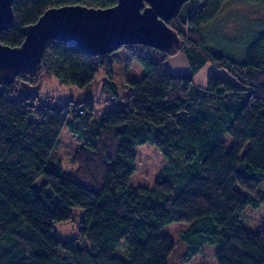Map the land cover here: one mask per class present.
Here are the masks:
<instances>
[{
  "label": "trees",
  "instance_id": "trees-1",
  "mask_svg": "<svg viewBox=\"0 0 264 264\" xmlns=\"http://www.w3.org/2000/svg\"><path fill=\"white\" fill-rule=\"evenodd\" d=\"M200 1H185L166 20L180 37L171 52L123 45L143 74L99 117L92 98L40 101L20 88L51 78L82 87L102 70L101 89L112 92L105 100L115 99L107 53L48 39L35 67L0 84V264H186L206 243L215 244L217 264H264V224L252 232L240 218L249 205L264 220V11L234 59L208 48L203 35L226 0ZM248 1L264 10V0ZM116 2L12 0L0 42L18 46L23 27L48 7ZM178 52L190 70L171 74L163 62ZM207 63L215 70L200 85L194 75ZM63 127L79 140L72 177L61 174L60 159L51 162ZM144 143L165 159L149 187L130 182ZM73 207L83 208L78 235L59 239L54 223ZM174 221L190 222L175 242L160 232ZM119 243L127 258L113 254Z\"/></svg>",
  "mask_w": 264,
  "mask_h": 264
},
{
  "label": "rangeland",
  "instance_id": "rangeland-1",
  "mask_svg": "<svg viewBox=\"0 0 264 264\" xmlns=\"http://www.w3.org/2000/svg\"><path fill=\"white\" fill-rule=\"evenodd\" d=\"M202 3L203 0L199 2L198 7L201 6ZM262 11L264 10L260 3L248 0L224 1L219 13L203 29L205 44L212 50L232 56L234 59H239L245 49V40L249 38L250 33L254 30L255 20L261 19ZM257 15L258 18H256ZM128 56L129 53L123 46L107 53L108 60L110 61V68L113 73V81L116 87L115 91L117 94L115 99L105 100L108 98L110 99V94L112 92L110 89L109 91L101 90V79L104 75L102 70L94 76V81L92 83L82 87L73 84H56L57 86H53L48 82V93L52 92L55 99L62 100L63 102L68 99L77 102L85 100L86 98H92L97 102L93 117H99L105 111L107 103L120 104V97L122 93L126 91L124 85L128 84L126 83L127 80H139L143 74V67L141 64L137 60L129 61ZM168 64L169 60L166 59L163 62V68H166ZM211 66L210 64L205 65L200 72L196 74V83H199L200 76H203L205 72H208L207 74L213 72L211 71L212 69H210ZM49 80H52V78ZM43 81L38 85L27 84L23 88H20V91L37 94L40 101H44L47 91L45 90L46 85H44ZM59 139L60 142L51 156V162L60 159L62 164L61 174L72 177V169L75 165L71 163L70 157L77 149L79 140L65 127L62 128ZM135 149V169L130 176V182L133 185L149 187L154 183V179L165 164V159L161 156L156 147L150 143L137 145ZM41 181L42 180L38 181L37 184ZM82 217L83 208L73 207L71 218L56 221L54 223V235L63 240L77 236L79 232V220ZM240 218L242 226L252 232L258 231L264 224L263 219L251 213L249 205L244 208ZM189 225V221H174L164 225L160 229V232L168 235L170 239L175 242L179 238L181 232L187 229ZM214 248L215 244L206 243L203 251L196 254L186 264H217L214 256ZM113 254L122 258H127L128 256L122 243H119Z\"/></svg>",
  "mask_w": 264,
  "mask_h": 264
},
{
  "label": "water",
  "instance_id": "water-1",
  "mask_svg": "<svg viewBox=\"0 0 264 264\" xmlns=\"http://www.w3.org/2000/svg\"><path fill=\"white\" fill-rule=\"evenodd\" d=\"M185 1L117 0L104 8L82 4L48 7L35 22L23 27L24 38L18 46L0 42V84H9L19 72L35 67L48 39L66 41L92 55L125 44L171 52L180 37L166 20L177 16ZM12 21V0H0V31Z\"/></svg>",
  "mask_w": 264,
  "mask_h": 264
},
{
  "label": "crops",
  "instance_id": "crops-1",
  "mask_svg": "<svg viewBox=\"0 0 264 264\" xmlns=\"http://www.w3.org/2000/svg\"><path fill=\"white\" fill-rule=\"evenodd\" d=\"M167 60H169V64H168V66L165 68L166 69V71H168L169 73H171V74H177V73H183V72H188L189 70H190V68H189V65H188V61H187V58H186V56L183 54V53H180V52H178V53H175V54H173V55H171V56H169L168 58H167ZM207 64H210V65H212L211 63H207ZM207 64H205V65H207ZM204 65V66H205ZM203 66V67H204ZM202 67V68H203ZM201 68V69H202ZM200 69V70H201ZM210 69H212L211 71H214L215 70V67L212 65L211 67H210ZM200 70L196 73V74H198L199 72H200ZM210 71V72H211ZM207 73L208 72H205V74L203 75V76H200V81H199V83L198 84H200V85H203V84H205V80H206V75H207ZM196 74L194 75V81H195V78H196ZM48 82L49 83H51L53 86H55L56 84L58 85L59 83L57 82V80L56 79H52V80H44L43 81V83H44V85H46V87H45V90L47 91L46 92V97H55L53 94H52V92L50 93H48V89H49V87H48ZM196 82V81H195ZM56 85V86H57ZM102 88V87H101ZM102 90V89H101ZM95 118V117H94Z\"/></svg>",
  "mask_w": 264,
  "mask_h": 264
}]
</instances>
